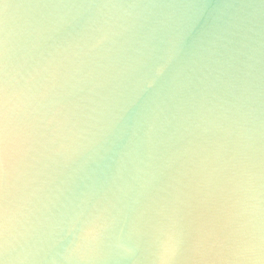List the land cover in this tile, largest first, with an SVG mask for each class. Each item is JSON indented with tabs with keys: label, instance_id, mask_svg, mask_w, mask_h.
<instances>
[{
	"label": "water",
	"instance_id": "water-1",
	"mask_svg": "<svg viewBox=\"0 0 264 264\" xmlns=\"http://www.w3.org/2000/svg\"><path fill=\"white\" fill-rule=\"evenodd\" d=\"M0 264H264V0H0Z\"/></svg>",
	"mask_w": 264,
	"mask_h": 264
}]
</instances>
